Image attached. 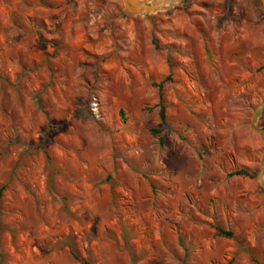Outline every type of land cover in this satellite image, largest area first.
Returning a JSON list of instances; mask_svg holds the SVG:
<instances>
[{"label": "rangeland", "instance_id": "1", "mask_svg": "<svg viewBox=\"0 0 264 264\" xmlns=\"http://www.w3.org/2000/svg\"><path fill=\"white\" fill-rule=\"evenodd\" d=\"M263 64L261 0H0V264H264Z\"/></svg>", "mask_w": 264, "mask_h": 264}, {"label": "water", "instance_id": "2", "mask_svg": "<svg viewBox=\"0 0 264 264\" xmlns=\"http://www.w3.org/2000/svg\"><path fill=\"white\" fill-rule=\"evenodd\" d=\"M182 2V0H123L125 9L130 13L147 15L166 10ZM264 6V0H261ZM264 130V128H259Z\"/></svg>", "mask_w": 264, "mask_h": 264}, {"label": "trees", "instance_id": "3", "mask_svg": "<svg viewBox=\"0 0 264 264\" xmlns=\"http://www.w3.org/2000/svg\"><path fill=\"white\" fill-rule=\"evenodd\" d=\"M262 68H264V64L259 67V69H262ZM165 110H166L165 105L163 103H161L160 116H161L162 121H164L165 120V117H166V111ZM121 114H123L122 111H121ZM50 128H51V132H52L56 128L57 129L62 128V125H60V124H57V125L54 124V125H52L51 124L50 125ZM155 131L156 132H160L161 131V128H157V129H155ZM231 174H233V175H243V176H252L251 172H249V170H247V169H239V170L233 171ZM0 198H1V194H0ZM218 230H219V233H221L223 235H226V234L229 235V236L232 235V232L231 231H225V230H223L220 227H218Z\"/></svg>", "mask_w": 264, "mask_h": 264}]
</instances>
